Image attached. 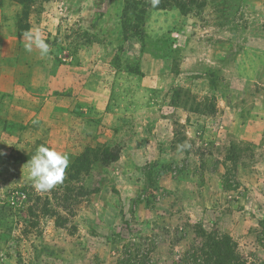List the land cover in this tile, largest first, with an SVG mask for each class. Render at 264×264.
<instances>
[{"label":"rangeland","instance_id":"374dc122","mask_svg":"<svg viewBox=\"0 0 264 264\" xmlns=\"http://www.w3.org/2000/svg\"><path fill=\"white\" fill-rule=\"evenodd\" d=\"M122 8L0 0L20 75L0 117V264H173L199 225L264 264V0L151 10L128 41ZM28 30L48 55L25 51ZM40 145L69 159L49 191L27 178Z\"/></svg>","mask_w":264,"mask_h":264},{"label":"trees","instance_id":"16d2710c","mask_svg":"<svg viewBox=\"0 0 264 264\" xmlns=\"http://www.w3.org/2000/svg\"><path fill=\"white\" fill-rule=\"evenodd\" d=\"M194 0H159L153 7L151 0H123L121 12V30L125 41L140 34L145 17L149 11H163L176 8L187 12ZM204 7L205 4H202ZM102 14L95 17L94 24ZM19 29V28H18ZM119 159V152L108 149L101 151V161L108 165ZM193 243L177 258L173 264H248L238 251L236 242L227 234L213 230L208 232L201 225L194 228ZM142 264H153L142 262Z\"/></svg>","mask_w":264,"mask_h":264},{"label":"clouds","instance_id":"9594fccd","mask_svg":"<svg viewBox=\"0 0 264 264\" xmlns=\"http://www.w3.org/2000/svg\"><path fill=\"white\" fill-rule=\"evenodd\" d=\"M151 3L155 7L159 0H151ZM23 39L25 51L32 52L33 48H36L41 56L49 54L50 45L42 37L39 30L25 31ZM68 164L69 159L66 153L40 145L26 163L27 178L35 190L49 191L63 182Z\"/></svg>","mask_w":264,"mask_h":264},{"label":"crops","instance_id":"0c3cea01","mask_svg":"<svg viewBox=\"0 0 264 264\" xmlns=\"http://www.w3.org/2000/svg\"><path fill=\"white\" fill-rule=\"evenodd\" d=\"M0 29L7 30L9 29V39H7L5 42L8 43V46L11 44H16V39L12 38L14 37L15 33L14 30L11 32V27L9 26H2L0 24ZM12 36V37H11ZM1 41H0V48H1ZM20 75H18V66H17V59L14 55L11 54L10 50L7 51V53L0 54V117L2 111H9V119H13L16 117V111H17V79ZM47 86L43 85V87H40V93L35 94H27L26 98L30 102H41L43 98H48L47 95ZM46 91V92H45ZM42 92V93H41ZM48 99H45L44 102H46ZM4 103V104H1ZM6 105V106H5Z\"/></svg>","mask_w":264,"mask_h":264}]
</instances>
